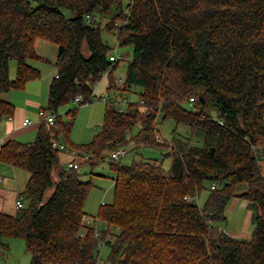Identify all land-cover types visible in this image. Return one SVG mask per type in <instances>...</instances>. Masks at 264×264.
Masks as SVG:
<instances>
[{
  "label": "trees",
  "instance_id": "trees-1",
  "mask_svg": "<svg viewBox=\"0 0 264 264\" xmlns=\"http://www.w3.org/2000/svg\"><path fill=\"white\" fill-rule=\"evenodd\" d=\"M33 1L39 5L0 0V120L15 114L5 96L41 77L29 62L40 59L38 40L58 47L47 104L56 118L53 126L41 123L33 142L0 148V162L30 174L26 206L15 215L0 212V248L23 239L29 264H97L101 245L110 249L108 264H264V0ZM117 22L125 24L115 34ZM105 32L133 49L122 88L113 76L121 61H110ZM106 74L108 94L139 89V101L126 111L107 105L100 131L78 147L70 142L76 111L64 122L58 110L78 96L82 104L97 99L94 89ZM166 121L176 128L170 142H159ZM62 135L71 149L91 155L79 165L94 167L132 145L164 148L172 165L165 172L149 159L110 163L114 201L89 223L94 185L68 168L81 155L62 163V154H72L52 146ZM208 182L218 187L200 207L195 199ZM234 198L252 212L249 240L216 225L227 221Z\"/></svg>",
  "mask_w": 264,
  "mask_h": 264
},
{
  "label": "rangeland",
  "instance_id": "rangeland-1",
  "mask_svg": "<svg viewBox=\"0 0 264 264\" xmlns=\"http://www.w3.org/2000/svg\"><path fill=\"white\" fill-rule=\"evenodd\" d=\"M34 7H37L39 4L33 0H29ZM68 16L73 17L75 14L66 12ZM106 23V22H105ZM104 23V24H105ZM104 40L113 48L116 55L122 56V61L120 62L118 68L113 72L114 78L119 82V80L124 81L126 76V67L127 62L132 59L133 56V49L132 47H118L117 36L111 33L105 32L103 34ZM52 44V43H47ZM29 62H34V64L39 68L41 71L40 79L44 80L45 73L48 79L55 74V68L53 66H49L46 63H43L39 60H31ZM44 68V71L42 70ZM17 72V64L16 62H11L10 66V74L11 78H16ZM105 81L103 78L102 82ZM105 83V82H104ZM99 85V84H98ZM97 85V86H98ZM96 86V87H97ZM97 90V89H96ZM114 94V93H111ZM119 95V94H117ZM103 95L102 97H104ZM99 97V96H98ZM129 100V103H136L139 101V89L133 93L126 94L122 93V96ZM106 103L102 100L95 99L94 103L91 105H84L79 106L74 101L62 106L58 110V114L60 115L62 120L69 121L68 116L66 115L68 111H76L75 116L73 118V128L70 135V142L78 147H82L91 143L94 135L98 133L101 129L104 120V114L106 111ZM122 111L127 110V105L122 104L120 105ZM46 108V107H45ZM44 108V109H45ZM208 112L211 115L216 114V109L212 107H208ZM176 128V124L173 121H166L160 125V135L170 142L172 140V131ZM182 128H180V131ZM183 132V131H182ZM60 144L67 145L64 140L63 135L59 138ZM128 154L123 161L124 165H131L135 161H139L141 159L151 160L153 162L160 161L162 164V169L167 172L170 170L171 167V157L166 156L167 150L161 147H135V146H128L126 147ZM79 152H83L82 150H78ZM110 155L107 153L105 158ZM82 156V155H81ZM75 159L72 154H62L61 160L62 163L65 164L68 162L69 159ZM163 158V159H162ZM77 159V158H76ZM164 160V161H162ZM78 164L82 161H85V158H81L77 160ZM115 163V162H114ZM264 167V164H262ZM78 171L81 173V180L84 182L91 181L94 185V188L91 190L88 201L86 204V212L88 215L97 218L98 211L102 203L107 205L112 204L114 201V185L116 178V172L111 169L110 164L106 162H101L96 166L92 167L90 164L82 163L79 165ZM212 186L210 182L206 183L205 189L202 191L199 197L198 206L202 207L206 202V199L209 195V188ZM53 190L49 191L51 194ZM242 202V201H240ZM242 204V203H240ZM26 206V204H24ZM252 212L247 210L246 208L242 207L241 205L236 206V208L232 210H227V221L226 222H219L216 225L220 228H223L226 232L229 231H244L246 226L248 225V232H252V224L247 223L249 215L251 216ZM252 218V216H251ZM105 225L102 222H99L98 230L100 233L105 229ZM8 243V250H3L0 248V264H29L30 262V254L26 250V244L23 239L20 238H11L7 239ZM110 249L103 245L100 251L99 263L100 264H108L107 259L109 255Z\"/></svg>",
  "mask_w": 264,
  "mask_h": 264
},
{
  "label": "crops",
  "instance_id": "crops-1",
  "mask_svg": "<svg viewBox=\"0 0 264 264\" xmlns=\"http://www.w3.org/2000/svg\"><path fill=\"white\" fill-rule=\"evenodd\" d=\"M47 43L50 42L38 40L36 43V51L40 57L39 61L48 64L50 67L53 66L55 68V74L48 79L45 73L44 80L31 81L26 85L24 90H15L5 96V99L15 106V114L11 118L0 120V148L12 140L21 143H31L36 139L41 126L39 111L45 107L47 108L50 86L57 73L58 47L53 43ZM30 64L40 71L39 68L41 67H37L34 62H30ZM42 70L44 71L43 67ZM104 78L105 81H101L94 89L96 98H100L108 92L109 76L105 75ZM26 120L30 121V124L27 126L24 125ZM261 152L264 153L263 151ZM262 164H264V158L261 161V170L264 176V167ZM29 179L30 174L27 171L0 162V212L15 215L17 213L16 202L19 199H22L24 204H27L23 193L26 190ZM245 190L246 186H241L239 188V194ZM238 205L249 210L248 202L240 198L232 199L227 210H232ZM251 216L249 215L247 223L250 221L252 224ZM253 228L254 226L252 224V231ZM227 233L234 238L242 240H249L252 234V232H248V225L244 231L237 232L232 230Z\"/></svg>",
  "mask_w": 264,
  "mask_h": 264
},
{
  "label": "built area",
  "instance_id": "built-area-1",
  "mask_svg": "<svg viewBox=\"0 0 264 264\" xmlns=\"http://www.w3.org/2000/svg\"><path fill=\"white\" fill-rule=\"evenodd\" d=\"M87 21L89 22L90 21V16H87ZM124 23H121V22H117L115 23V34L117 33L118 31V27L121 26V25H124ZM119 47V46H118ZM122 56H119V55H116L114 50L110 53V61L111 62H120L122 61ZM108 75V74H106ZM55 77L57 78L58 77V74L56 73ZM118 83V86L120 88H122V83L123 81L122 80H119ZM99 99V98H97ZM100 100L104 101L106 103V105H114L116 106L119 111H122V109L120 108L122 104H126L128 105L129 103V100L124 98V97H121V96H117L115 94H106L104 97H100ZM95 100L93 101H89L87 102L86 104H82L83 103V98L81 96H78L75 98L74 102L76 104H78L79 106H84V105H91L92 103H94ZM195 102V99L194 98H191L190 99V104L191 106H193ZM39 117H40V122L42 123H46L50 126H53L55 124V118H56V115L53 113V112H50L48 111L47 108L45 109H41L39 111ZM30 124V121L29 120H26L24 122V125L27 126ZM157 139L159 142H162L164 141V138L159 134L157 136ZM52 146L55 148V149H59L61 151H68V152H71L72 155L74 156H78V155H82V157H84L85 159H90L91 158V155L87 154V153H83V152H79L78 150H75V149H71L68 145H63V144H60L58 142H53ZM128 154V151H127V148L126 147H121L113 152L110 153V155H108L106 158H104V162H106L107 164H110L112 162H119V163H122L123 164V161L124 159L126 158ZM68 168L70 169H75V170H78L79 169V164L75 161H70L69 164H68ZM216 187H218L217 184H213L212 185V188L215 189ZM187 200H189L188 198H185ZM195 201L198 203L199 201V198H196ZM102 205H105V203H102ZM24 208V202L22 199H19L17 202H16V209L17 210H20ZM87 221L90 223V222H98V219L97 218H94V217H88L87 218ZM103 245H101L102 247ZM97 264H100L99 261Z\"/></svg>",
  "mask_w": 264,
  "mask_h": 264
},
{
  "label": "water",
  "instance_id": "water-1",
  "mask_svg": "<svg viewBox=\"0 0 264 264\" xmlns=\"http://www.w3.org/2000/svg\"><path fill=\"white\" fill-rule=\"evenodd\" d=\"M210 180L212 181V180H213V178L211 177V178H210Z\"/></svg>",
  "mask_w": 264,
  "mask_h": 264
}]
</instances>
